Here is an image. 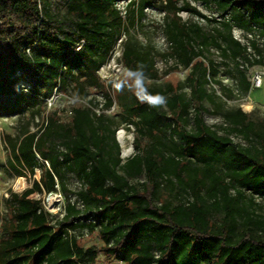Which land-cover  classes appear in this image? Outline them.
I'll list each match as a JSON object with an SVG mask.
<instances>
[{"label": "trees", "instance_id": "trees-1", "mask_svg": "<svg viewBox=\"0 0 264 264\" xmlns=\"http://www.w3.org/2000/svg\"><path fill=\"white\" fill-rule=\"evenodd\" d=\"M121 1L129 14L119 9ZM205 1L221 10L222 20L189 2L161 3L168 54L190 69L186 82L134 92L103 79L100 70L126 36L125 67L159 78L154 47L131 33L152 0H67L64 16L48 0H0V113L42 114L56 92L88 97L94 90L104 98L101 108L96 98L73 105L65 119L55 109L11 144L17 166L42 173L7 199L0 264H94L101 253L124 264H264V204L257 201L264 199V134L250 112L218 103L209 86L221 83L220 64L208 56L215 47L234 61L242 91L250 92L248 66L262 60H252L234 29L264 38V0ZM182 12L217 26L206 30L184 21ZM251 47L262 54L256 39ZM206 100L232 131L207 123ZM114 105L120 119L107 112ZM121 123L134 127L135 152L127 158L117 135ZM233 131L250 144L234 141ZM69 172L82 183L74 192L82 207L69 200L60 217L33 195L73 193ZM78 229L97 233L102 246H83Z\"/></svg>", "mask_w": 264, "mask_h": 264}, {"label": "rangeland", "instance_id": "rangeland-1", "mask_svg": "<svg viewBox=\"0 0 264 264\" xmlns=\"http://www.w3.org/2000/svg\"><path fill=\"white\" fill-rule=\"evenodd\" d=\"M164 1L166 0H152V4L145 9V18L136 24L134 28H131V33L139 37L144 45L150 44L154 47L159 78L149 79L125 67L121 61L123 44L126 40V36H123V41H120L116 46L110 61L100 70V75L103 79H113L115 86L125 87L134 92L143 91L155 84L172 83L174 86H177L179 83L186 82L190 69L177 67L175 59L168 54L170 43L166 38L165 14L161 9V3ZM185 2H189L200 9L209 19L222 20L221 10L214 3H206L205 0H179L178 5H183ZM48 3L51 5L54 13H58L61 16L66 14L67 0H48ZM118 7L124 15L130 13L127 1L119 2ZM181 16L184 21L198 22L206 30L212 31L217 26V22H211L206 18H200L188 12H182ZM234 35L250 47L249 51L252 60H262L261 62H255L252 66H248L247 75L252 82L253 77L259 73L262 75L263 83L260 87L252 86L251 91L248 93L243 92L236 70V63L231 59L224 58L217 48L212 47L208 56L220 64V74L217 78L221 83H211L209 89L210 91H215L218 96L217 101L218 103H222L224 109L242 107L244 110L250 112L251 119L255 121L257 129L264 134V38L259 36L257 32L250 34L239 28L234 29ZM254 39L263 48L262 54L256 52L251 47V41ZM243 65L246 66L245 63ZM138 79L141 81L142 86H138ZM183 90L188 93L190 92V88L187 86ZM113 95L116 97L117 90H113ZM92 98H96L100 102L101 108L104 98L99 92L92 90L88 97H84L77 91L71 90L68 94L56 92L53 95V105L49 107L47 104L46 111L42 114L6 115L0 113V229L7 217H9L10 212L8 210L7 199L10 197L11 192H23L25 189L32 187L34 180H39L42 173L41 169L37 168L36 173L31 175L28 171L17 166L12 161L11 144L18 140L19 136L24 132L38 130L41 124L47 120V115L55 109L65 119L67 118L65 110H70L73 105H87ZM205 106L209 109L205 114L208 124L218 127L221 133L232 131L231 125L225 121L222 111L219 110L216 104L206 100ZM100 108L95 109L100 112ZM107 112L120 119L118 105L115 109L107 110ZM117 135L121 143L123 157L127 158L133 155L135 152L133 144L135 138L134 127L127 123H121L118 127ZM231 137L234 141L243 145L250 144L248 138L236 131L231 132ZM20 173H23V175H20ZM143 180H145V176L141 178V181ZM67 185L70 192L73 193L66 195L59 191L42 196L39 193H35L33 196L42 197L46 207L51 212L63 217L66 213V204L69 200L72 203H76L78 207H82V203L78 201L77 196L74 194V192L82 188V183L73 172L68 173ZM257 201L260 204H264V199L261 197H257ZM74 232L80 236V243L83 246H96L98 248L102 246V241L97 233L90 234L87 229H78ZM94 264L124 263L115 259H108L104 253H101Z\"/></svg>", "mask_w": 264, "mask_h": 264}, {"label": "built area", "instance_id": "built-area-1", "mask_svg": "<svg viewBox=\"0 0 264 264\" xmlns=\"http://www.w3.org/2000/svg\"><path fill=\"white\" fill-rule=\"evenodd\" d=\"M262 83H263L262 75L257 73L253 77L252 86L253 87H260L262 85ZM47 104L49 105V107H51L53 105V96L47 100ZM115 108H116V105H114L111 109H115Z\"/></svg>", "mask_w": 264, "mask_h": 264}, {"label": "clouds", "instance_id": "clouds-1", "mask_svg": "<svg viewBox=\"0 0 264 264\" xmlns=\"http://www.w3.org/2000/svg\"><path fill=\"white\" fill-rule=\"evenodd\" d=\"M137 84H138V86H142L141 81L139 79L137 80Z\"/></svg>", "mask_w": 264, "mask_h": 264}, {"label": "bare ground", "instance_id": "bare-ground-1", "mask_svg": "<svg viewBox=\"0 0 264 264\" xmlns=\"http://www.w3.org/2000/svg\"><path fill=\"white\" fill-rule=\"evenodd\" d=\"M125 136V135H124ZM53 198V197H52Z\"/></svg>", "mask_w": 264, "mask_h": 264}]
</instances>
